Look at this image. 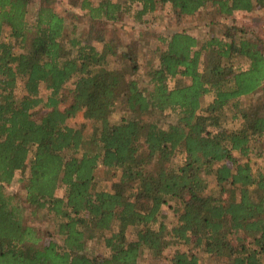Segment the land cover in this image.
<instances>
[{"label":"trees","instance_id":"1","mask_svg":"<svg viewBox=\"0 0 264 264\" xmlns=\"http://www.w3.org/2000/svg\"><path fill=\"white\" fill-rule=\"evenodd\" d=\"M33 1L0 0V264H140L145 250L156 264H202L196 248L264 264V41L228 21L264 0H132L141 24L163 9L221 26L158 34L149 69L114 27L121 1L69 0L86 38L51 0L31 22ZM101 167L118 176L108 189ZM17 171L25 194L9 189ZM96 239L106 250L91 255Z\"/></svg>","mask_w":264,"mask_h":264},{"label":"rangeland","instance_id":"2","mask_svg":"<svg viewBox=\"0 0 264 264\" xmlns=\"http://www.w3.org/2000/svg\"><path fill=\"white\" fill-rule=\"evenodd\" d=\"M53 7L61 13L63 16H65L66 22H67V30L68 32L76 31L77 35H79L82 38H86L88 28H89V19L88 17H84L83 19L79 20L78 16L81 13H84L82 9L79 7L73 8L72 5H70L69 0H51ZM121 1L126 7L125 12L122 15V19L115 23V28L118 30L119 34L123 38V41L125 44H128L129 42L137 43L139 46V49L144 54L145 58V64L144 67L149 69L152 67V62L148 60L150 57L149 51L152 49H155L159 44V39L157 35H168L175 30H181L183 28L188 29L189 31L195 32L197 34H218L220 31L221 26L214 25L213 27L206 26V20L205 19H195L193 18L190 21L185 22L184 24H178L173 23L170 21L169 16L165 14V11L163 9L157 11L153 14H146L144 16V22L141 24L137 19L135 18V11L140 7L139 2L132 1V0H118ZM40 5V0H34L30 6H29V19L31 22H34L36 19V13L37 9ZM130 8V9H129ZM229 23L231 24H237L240 27H243L245 29V33L253 37L254 34H257L263 41H264V9L263 8H257L252 13H237L235 16L229 18ZM147 30V31H146ZM145 37V38H144ZM66 41V39H65ZM161 47H164V45L161 44ZM157 62V59L155 60ZM113 65L120 66V62L117 60L116 62H112ZM174 84L173 80H170V85L172 86ZM44 92V90H43ZM261 91H256L252 95V100L256 99L258 100L260 96ZM206 99H209V97H206ZM122 115V109L119 108L118 110L114 111L112 113V119L113 120H119ZM84 116L83 113H78L77 116L74 118H70L68 120V123L74 126L80 125L82 122H84ZM91 129V125L88 127ZM112 171L108 172L102 167L98 171V184L99 187L108 189L110 188L111 184L117 179V174ZM27 175L29 174V171L27 170ZM22 174L20 171L16 172V175L9 185V189L11 191H18L22 194H25L26 189L24 188L23 183L20 181ZM58 194L63 195L64 189H59ZM178 205L177 200H170L167 202L164 207L163 211L165 214V220L166 223H168L171 226H173L176 221V215L174 207ZM45 225H48L45 224ZM53 222H50L49 229L51 231H55V227L53 226ZM131 229L129 228V232ZM56 240L57 242L61 243V237L60 236H50L44 239L46 243L49 242V240ZM89 248H87L88 252L92 255L102 254L105 252V247L102 245L100 241L93 240L89 243ZM177 245L174 246V244H170L169 247H167L165 254L167 256H171L175 250L177 249ZM179 247L186 248L184 244H179ZM195 252L198 253L200 257V261L202 264H226V259H221L218 257H215L213 255H209L205 252L203 248H196ZM159 260L154 259L148 251H144L140 257V264H156Z\"/></svg>","mask_w":264,"mask_h":264}]
</instances>
